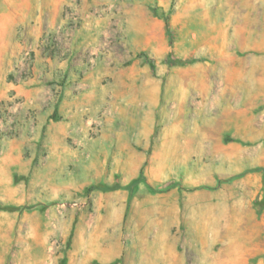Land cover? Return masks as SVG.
<instances>
[{"label": "rangeland", "instance_id": "1", "mask_svg": "<svg viewBox=\"0 0 264 264\" xmlns=\"http://www.w3.org/2000/svg\"><path fill=\"white\" fill-rule=\"evenodd\" d=\"M0 204V264H264V0H0Z\"/></svg>", "mask_w": 264, "mask_h": 264}, {"label": "trees", "instance_id": "2", "mask_svg": "<svg viewBox=\"0 0 264 264\" xmlns=\"http://www.w3.org/2000/svg\"><path fill=\"white\" fill-rule=\"evenodd\" d=\"M155 13H156V15H157L158 17H160V18H164L161 9H156V10H155ZM150 63H152V62H150ZM176 63H181V62L177 61ZM94 189H95V188H89V189H87V191L90 192V191H92V190H94ZM100 189L108 190V191H112V190L119 189V186L114 185V186H112V187H103V188H100ZM13 209H14V208L11 207V206H4V205H1V204H0V211H12Z\"/></svg>", "mask_w": 264, "mask_h": 264}]
</instances>
